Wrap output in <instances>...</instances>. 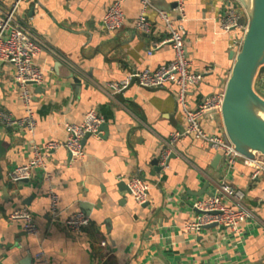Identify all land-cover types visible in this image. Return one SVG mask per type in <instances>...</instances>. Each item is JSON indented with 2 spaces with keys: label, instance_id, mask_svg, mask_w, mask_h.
Listing matches in <instances>:
<instances>
[{
  "label": "crops",
  "instance_id": "crops-1",
  "mask_svg": "<svg viewBox=\"0 0 264 264\" xmlns=\"http://www.w3.org/2000/svg\"><path fill=\"white\" fill-rule=\"evenodd\" d=\"M115 1L21 3L20 15L42 44L34 61L44 77L31 86L34 131L5 126L0 119L5 150L0 158V264H45L37 258L40 251L51 264H264V178L253 177V168L242 160L228 166L222 155L216 161L221 152L193 135L175 139V156L156 170L153 162L157 158L161 166L166 141L187 126L178 86L149 88L133 80L123 92L109 87L132 72L173 60L170 44L153 49L170 34L163 11L175 26H184L187 57L201 74L199 84L188 92L189 105L195 108L208 96L224 94L241 33L220 27L227 0H185L182 14L177 0H149V32L136 28L142 0H121L123 25L106 29L102 18ZM12 2L0 0V13ZM14 76V67L0 62V112L21 119L28 107ZM75 76L81 81L75 82ZM91 110L108 124V132L85 140L83 158L71 161L61 145L50 155V180L36 170L31 180L9 185L8 171L28 162L31 146L63 143L65 124L81 123ZM201 124L207 133L226 134L218 111L204 116ZM135 176L150 186L143 205L125 185ZM222 183L244 193L240 202L227 198V204L253 211L242 232L223 226L187 231L185 224L198 214L193 200L210 196ZM50 187L59 196L56 218ZM23 207L33 213L37 235H27L22 220L9 218ZM77 211L88 214L91 222L73 232L64 220Z\"/></svg>",
  "mask_w": 264,
  "mask_h": 264
},
{
  "label": "built area",
  "instance_id": "built-area-1",
  "mask_svg": "<svg viewBox=\"0 0 264 264\" xmlns=\"http://www.w3.org/2000/svg\"><path fill=\"white\" fill-rule=\"evenodd\" d=\"M23 1L13 0L10 7L0 13V62L11 64L14 67V80L20 88V98L28 109L26 116L21 119H14L6 112H0V119L5 126L20 125L32 132L36 128V121L30 109V103L33 98L31 86L42 83L44 72L34 61V57L42 49V44L25 22V19L20 15V7ZM184 2L185 0H177L176 9L181 14L184 11ZM142 3L143 9L137 18L136 28L141 32H149L151 27L146 17V8L150 5V1L142 0ZM160 14L169 28L170 34L157 43L153 49L170 44L174 50L173 60L155 69L144 68L132 72L120 81L110 82L109 87L113 91L123 92L133 80L141 86L149 88H161L168 83L178 86V101L183 109L187 126L184 131L175 132L166 141L168 146L166 145L167 147H164L160 154L161 166L167 165V158L174 152L172 143L175 139L193 135L220 151L228 166H232L238 160H242L253 168V177L262 176L264 178V155L257 153L254 158L245 157L236 150L226 134H211L203 129L201 121L204 116L212 111L221 113L223 94L208 96L195 108L189 105L188 92L199 84L201 74L191 68L187 57L184 26H175L166 13L162 11ZM244 16H246V13L237 0H227L220 27L227 32L234 29L240 30V36L236 40L238 50L242 45L244 32L247 28V17L243 19ZM124 19L122 2L118 0L113 2L106 10L102 18V24L106 29L112 31L120 28L124 23ZM255 88L263 95L264 77L256 80ZM103 122V118L94 110L89 111L81 123L67 122L65 124L67 138L63 143L48 141L43 145L31 146L32 155L28 162L9 170L8 179L13 182L28 181L34 177L36 170H40L43 178L50 180L52 178V172L50 171V155L52 152L62 145L66 148L71 161L83 158L85 155L83 139L88 133H91V136L100 137L99 127ZM127 185L139 204L147 203L150 186L142 177L135 176L130 178L127 180ZM49 195L51 198L50 208L52 216L56 218L60 214L59 196L51 187ZM243 197L244 193L242 190L228 183L220 184L211 196L198 197L193 200L192 208L197 210L198 214L194 220L185 224V229L191 232H198L212 224H217L235 233H241L242 225L253 216V211L247 207L229 205L225 199L232 198L240 202ZM9 218L22 220L23 229L27 235L38 234L39 226L34 219L33 213L28 208L23 207L14 210L10 213ZM90 222V216L83 211L70 213L64 220L66 227L73 232L81 231L89 226ZM102 243L105 244V241ZM44 257V252L40 251L37 253L38 259L43 260L45 264H51Z\"/></svg>",
  "mask_w": 264,
  "mask_h": 264
},
{
  "label": "water",
  "instance_id": "water-1",
  "mask_svg": "<svg viewBox=\"0 0 264 264\" xmlns=\"http://www.w3.org/2000/svg\"><path fill=\"white\" fill-rule=\"evenodd\" d=\"M237 1L246 13L247 28L226 82L221 117L225 133L236 150L245 157L254 158L257 153L264 155V96L255 88L256 80L264 77V0ZM73 79L75 82L81 81L76 76ZM102 132H108L106 122L99 127V133ZM91 135L86 134L83 144ZM4 151L0 140V158ZM173 156L174 152L167 158V163ZM221 156V153L218 154L216 161ZM158 163L159 159L156 158L153 164L157 165L156 170H161L163 166ZM2 178L0 167V179ZM13 184L10 181L9 185ZM125 185L129 190L128 185Z\"/></svg>",
  "mask_w": 264,
  "mask_h": 264
},
{
  "label": "rangeland",
  "instance_id": "rangeland-1",
  "mask_svg": "<svg viewBox=\"0 0 264 264\" xmlns=\"http://www.w3.org/2000/svg\"><path fill=\"white\" fill-rule=\"evenodd\" d=\"M243 19H246V16H244Z\"/></svg>",
  "mask_w": 264,
  "mask_h": 264
}]
</instances>
